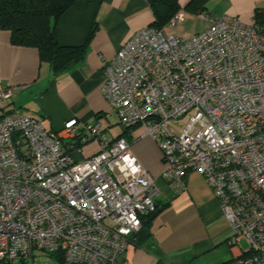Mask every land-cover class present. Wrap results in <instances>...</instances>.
<instances>
[{
    "label": "built area",
    "instance_id": "obj_1",
    "mask_svg": "<svg viewBox=\"0 0 264 264\" xmlns=\"http://www.w3.org/2000/svg\"><path fill=\"white\" fill-rule=\"evenodd\" d=\"M206 19L190 38L153 26L134 34L103 64L101 92L124 131L141 125L159 146L174 192L190 171L211 186L233 228L229 264H264V33L253 19ZM182 20L176 11L168 24ZM15 89L0 82V98ZM93 140L97 152L73 158ZM157 192L123 132L75 119L51 132L21 112L0 116V264L35 251L111 264Z\"/></svg>",
    "mask_w": 264,
    "mask_h": 264
},
{
    "label": "crops",
    "instance_id": "obj_2",
    "mask_svg": "<svg viewBox=\"0 0 264 264\" xmlns=\"http://www.w3.org/2000/svg\"><path fill=\"white\" fill-rule=\"evenodd\" d=\"M190 2L178 0V11L183 13L178 26L186 21L194 26L192 35L183 38L206 29V16L228 14L250 23L255 11L264 8V0H205L201 10L199 4ZM153 21L148 0H73L57 21L56 37L61 45L83 46V52L55 72L39 60L36 48L12 44L9 31L0 29V82L16 88L9 97L0 98V116L21 112L37 118L51 132L61 131L70 119H75L79 128L98 123L108 137H118L124 129L101 92L103 64ZM178 26L166 22L162 29L175 34ZM91 28L94 32L88 39ZM125 136L139 163L156 178L154 201L160 209L148 225V235L130 236L126 248L111 264H229L238 253L230 243L233 228L204 177L190 171L185 177L186 187L174 192L160 177L165 161L144 127L133 126ZM68 141L72 139L64 140ZM97 150L98 142L93 140L71 154L78 160ZM25 260L29 264H60L41 252Z\"/></svg>",
    "mask_w": 264,
    "mask_h": 264
},
{
    "label": "trees",
    "instance_id": "obj_3",
    "mask_svg": "<svg viewBox=\"0 0 264 264\" xmlns=\"http://www.w3.org/2000/svg\"><path fill=\"white\" fill-rule=\"evenodd\" d=\"M204 2L191 0L189 5L199 4L201 10ZM72 3L73 0H0V29L9 31L12 44L36 48L39 60L48 63L52 71H58L83 52V46L61 45L56 37L57 21ZM148 3L154 14L152 26L159 29L180 9L178 0H148ZM253 20L264 33V8L255 11ZM93 32L91 28L88 39ZM126 133L127 129L123 131L124 135ZM159 209L156 204L155 210L141 217V228L135 234L148 235V225ZM52 256L63 264L59 254Z\"/></svg>",
    "mask_w": 264,
    "mask_h": 264
},
{
    "label": "rangeland",
    "instance_id": "obj_4",
    "mask_svg": "<svg viewBox=\"0 0 264 264\" xmlns=\"http://www.w3.org/2000/svg\"><path fill=\"white\" fill-rule=\"evenodd\" d=\"M174 32L176 35H179L180 37L181 36L187 37V36L192 35V33L194 32V26L189 21H186L185 23L180 24L177 29H174ZM158 148H159V146H158ZM242 245L246 246L244 241H242ZM35 252H39V251H35ZM41 253H42V256H48L44 252H41ZM50 257H52V255H50ZM14 264H29V261L25 260V261H23V263H21V261H16Z\"/></svg>",
    "mask_w": 264,
    "mask_h": 264
},
{
    "label": "water",
    "instance_id": "obj_5",
    "mask_svg": "<svg viewBox=\"0 0 264 264\" xmlns=\"http://www.w3.org/2000/svg\"><path fill=\"white\" fill-rule=\"evenodd\" d=\"M3 264H9L8 262H5V263H3Z\"/></svg>",
    "mask_w": 264,
    "mask_h": 264
}]
</instances>
